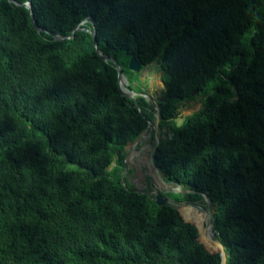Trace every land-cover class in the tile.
<instances>
[{
	"label": "trees",
	"instance_id": "1",
	"mask_svg": "<svg viewBox=\"0 0 264 264\" xmlns=\"http://www.w3.org/2000/svg\"><path fill=\"white\" fill-rule=\"evenodd\" d=\"M16 1L44 30L29 8L0 0V264L221 262L202 211L157 205L120 177L153 108L119 91L90 32L49 33L80 24L94 26L129 90L130 58L157 62L165 100L153 161L195 191L168 196L205 193L226 264H264V0ZM197 94L202 106L177 127Z\"/></svg>",
	"mask_w": 264,
	"mask_h": 264
},
{
	"label": "water",
	"instance_id": "2",
	"mask_svg": "<svg viewBox=\"0 0 264 264\" xmlns=\"http://www.w3.org/2000/svg\"><path fill=\"white\" fill-rule=\"evenodd\" d=\"M10 2H14L16 5H24L25 7L29 8L30 10V15H31V18H32V23L34 25V27L36 28L37 31H43L44 29L41 28L40 26H38V24L36 23V21L34 20V16H33V11H32V8H31V3L30 2H24V3H20L16 0H8ZM83 23V22H82ZM94 26H92V29H89V28H84V27H81V24L76 26L71 34L69 36H61L59 34H56V33H52V32H49L54 39L56 40H61V39H67L69 37H72L74 35V33L78 30H86L88 32H90L93 36V44H94V47H95V50L97 51V53L106 61H111L116 70H117V76H118V86H119V91L129 97V98H133V97H137L138 95L139 96H142L144 98H146L152 105V108H153V120L152 121H148L149 124H151V127L149 128V130L147 131V133H153L155 132V135H154V145H153V148H152V151H151V162L153 163L154 167L159 170L157 168V166L154 164V161H153V157H154V153L156 151V148H157V145L160 141V138L163 137L161 135L158 136L157 134V131L160 129L159 127V123H160V116H159V112H158V104L157 102L160 101V102H163L165 99L161 96V94L159 95V92H154L153 94L149 93H145V92H135L133 90H125L122 88V81L123 82H126L127 79H126V76L123 74L122 72V69H121V66L118 62V60L114 57H110L108 55H105V54H102L97 46V42H96V39H95V30L93 28ZM143 67L141 66L140 62L137 60L136 57H131L130 60H129V63H128V69L132 72H135V73H139L140 70L142 69ZM161 86H162V89L164 88V83L161 81ZM141 114L144 115V111L139 108ZM196 111V110H195ZM195 111H183L179 116L175 117L174 118V122L176 124L177 127H180L184 124V122L186 121L187 117L191 114H193ZM142 135V134H141ZM141 135H139L138 139L139 140L141 138ZM163 180L166 184H173V185H176L177 186V189L176 190H172L171 192L173 193H177V192H181L182 194H187V193H194L195 191H192V190H189L187 188H185L183 185H181L180 183L176 182V181H171V180H168L166 179L164 176H163ZM125 185V184H124ZM135 191H138V192H143V193H146L148 194L149 196H151V198L154 200V202L157 204V205H164V204H167V205H171V206H174V207H194L196 208L197 210H200V211H203L205 212L206 214V219H205V226L206 227H211L212 228V217H213V208H212V205H211V200L210 198L205 194V193H201V196H202V199L203 201L201 202L200 200H194V201H175L173 200L172 198H170L168 196V194L166 192H163V191H160V190H156V189H152L150 191H145V190H139V189H136L134 188ZM213 230V228H212ZM215 236V234H214ZM209 240L212 241V243L220 249L221 251V262L220 264H226V259H227V255H226V251L224 249V246L222 245V243L220 242V240L215 236V238H208Z\"/></svg>",
	"mask_w": 264,
	"mask_h": 264
},
{
	"label": "rangeland",
	"instance_id": "3",
	"mask_svg": "<svg viewBox=\"0 0 264 264\" xmlns=\"http://www.w3.org/2000/svg\"><path fill=\"white\" fill-rule=\"evenodd\" d=\"M122 57L123 55L121 56V59H124ZM133 74L134 76L132 79V85L135 89V92L143 91L147 94L149 93L153 94L154 92L157 91L159 92V95L161 94V89H162L161 74L162 73L158 69V64L156 61L151 62L150 64L144 66L140 70L139 73L133 72ZM128 84H129L128 79L126 82L122 83V86L125 87V90H129ZM202 98H203L202 95L197 94L195 95L194 99L183 101L181 103L182 104L181 113L186 110L188 111L198 110L202 106ZM150 127H151V124H150ZM147 131L148 130L142 133V135L146 133V136L141 135V138L139 140H137L138 139L137 138L124 147V150H123L124 157L122 159L121 164L118 166L119 173L121 174L120 177L123 179L126 185L129 184L133 186V188H136L139 190H147L149 189V186L151 185L152 188L150 190L156 189V190H160V191H163L169 194L171 193L170 189L158 188L156 180L153 176L155 175L157 171V169L154 167L153 163L151 162V151L154 145L155 132L147 133ZM162 132L163 130L161 129V134H160L161 136H163ZM37 133L42 136V133L40 131H37ZM140 157H145L146 160L140 161ZM116 158L117 156H115V159ZM69 166H73V165L69 164ZM113 166H117L115 161H113L109 169H111ZM158 172L163 177L160 170H158ZM178 193H181V192H177L176 194Z\"/></svg>",
	"mask_w": 264,
	"mask_h": 264
},
{
	"label": "bare ground",
	"instance_id": "4",
	"mask_svg": "<svg viewBox=\"0 0 264 264\" xmlns=\"http://www.w3.org/2000/svg\"><path fill=\"white\" fill-rule=\"evenodd\" d=\"M123 83V81H122ZM123 89H125L124 86H122ZM161 124V123H160ZM158 136L161 134V129H159V131L157 132ZM146 136V133L143 134L142 136ZM144 146V145H143ZM132 150V149H131ZM135 152V151H134ZM138 154V153H136ZM136 157V156H135ZM145 161V157H140V161ZM128 162V161H127ZM150 162V161H149ZM155 180H156V183H157V186L158 188H165V189H170L171 191L172 190H176L177 189V186L176 185H173V184H166L163 180V177L161 176V174L158 172V170L156 171L155 175H153ZM153 179V178H152ZM139 184V183H138ZM194 208V207H193ZM203 212V211H202ZM204 215H205V218H206V214L205 212H203ZM204 237L205 238H215L214 236V232L212 230V228L209 226V227H204ZM211 241V240H210ZM212 242V241H211ZM220 256H221V251H220Z\"/></svg>",
	"mask_w": 264,
	"mask_h": 264
},
{
	"label": "flooded vegetation",
	"instance_id": "5",
	"mask_svg": "<svg viewBox=\"0 0 264 264\" xmlns=\"http://www.w3.org/2000/svg\"><path fill=\"white\" fill-rule=\"evenodd\" d=\"M152 187H151V185L149 186V189H147V190H145V191H150V189H151Z\"/></svg>",
	"mask_w": 264,
	"mask_h": 264
}]
</instances>
